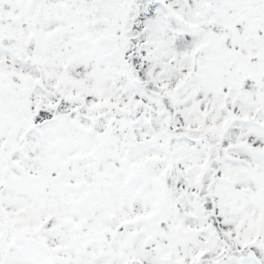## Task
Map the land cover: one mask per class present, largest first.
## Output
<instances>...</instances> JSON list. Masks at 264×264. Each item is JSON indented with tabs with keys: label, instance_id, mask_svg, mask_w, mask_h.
<instances>
[{
	"label": "snow or ice",
	"instance_id": "6c2138e0",
	"mask_svg": "<svg viewBox=\"0 0 264 264\" xmlns=\"http://www.w3.org/2000/svg\"><path fill=\"white\" fill-rule=\"evenodd\" d=\"M0 264H264V0H0Z\"/></svg>",
	"mask_w": 264,
	"mask_h": 264
}]
</instances>
